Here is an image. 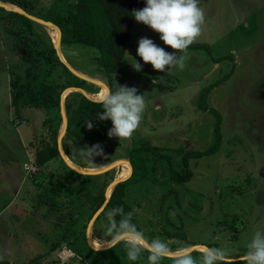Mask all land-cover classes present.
Masks as SVG:
<instances>
[{"label":"rangeland","instance_id":"rangeland-1","mask_svg":"<svg viewBox=\"0 0 264 264\" xmlns=\"http://www.w3.org/2000/svg\"><path fill=\"white\" fill-rule=\"evenodd\" d=\"M76 1L44 0L40 7L47 14L36 17L61 23L75 9ZM144 6L143 1L135 10ZM200 7L204 22L193 42L207 43L210 54L186 49L180 53L184 67L173 66L166 72L152 69L137 56L138 40L149 38L167 52L179 55V51L164 45L158 33L132 19L131 44L111 83L114 88L135 87L137 94L144 96L145 109L138 127L120 139L107 135L111 123L106 124L101 137L76 136L66 127L60 134L63 156L74 167L100 171L90 174L75 170L60 153L42 166L35 164V151L43 144H52L53 131H57V145L64 119L60 109L59 116L53 118L44 109L30 106L23 108L21 117L13 113L10 84L18 76L21 83L30 78L26 79L27 64L21 59L24 50L8 32L6 14L0 12V258L13 264H57V252L64 249L73 256L63 264H147L146 252L132 262L127 260L122 243L101 249L88 244L86 237L91 226V238L108 245V211L105 206L96 208L95 199L102 195L105 199L122 163L101 170L119 160L126 162L127 151L146 139L156 147L144 152L148 175L127 187L124 195L138 210V228L148 238L169 242L173 249L204 244L225 250L233 257L232 264H244L239 256L244 254L252 232L264 229V0H200ZM34 22L41 44L53 46L48 27ZM59 50L72 69L108 87L95 63L98 54L94 48L60 41ZM228 54L231 59L212 60ZM55 55L58 57L56 51ZM134 61L141 64L140 71L132 67ZM46 67L38 72L39 82H62L57 96L67 123L65 108H76L82 95L72 88L95 91L99 85L79 76L86 82L74 85L66 78H57L58 66L50 73ZM227 72L228 78L213 87L206 98L208 107L220 114L219 148L209 155L190 157L188 166L183 167L180 158L185 150H204L212 139L215 116L197 108L198 92ZM93 145L102 151L88 157V148ZM186 170L191 172L189 179L171 178L174 172L184 174ZM11 206L25 214L11 213ZM65 251L64 256L68 255ZM199 254L200 249L194 248L197 264Z\"/></svg>","mask_w":264,"mask_h":264},{"label":"trees","instance_id":"trees-1","mask_svg":"<svg viewBox=\"0 0 264 264\" xmlns=\"http://www.w3.org/2000/svg\"><path fill=\"white\" fill-rule=\"evenodd\" d=\"M13 4L29 14L35 16H43L47 14V10L40 7L44 0H0ZM144 0H77L76 7L67 13L66 18L61 23L54 21L62 31L61 42L63 44H76L81 46L92 47L97 51L95 63L102 74V78L107 83L108 88H113L111 80L114 73L124 59L125 52L130 46L129 29L133 16L131 13L138 4ZM0 12H4L6 19V28L12 33L18 44L22 46L24 52L21 59L27 64L25 67L26 79L29 81L20 82V77L15 78L11 82L13 91L10 92V105L16 117H21L22 110L26 106L44 109L49 117L59 116L58 92L62 87V82L41 81L39 82V71L42 66L46 65V72L50 73L58 66L57 78H66L67 81L74 85L82 86L83 79L73 75L66 68L64 63L55 55V49L52 45L41 44L40 36L36 30V23L23 14L14 10H4L0 7ZM187 49H201L206 53L211 52L210 46L205 42H192ZM231 59V54L225 57H212L217 62L221 59ZM42 66L36 70V67ZM48 68V70H47ZM229 73H224L211 83L202 87L197 96L196 106L199 110L209 111L215 116L212 139L210 144L204 150H185L181 154V163L183 167L188 166L190 157H200L209 155L218 150L221 143L220 133V114L213 108H209L206 98L209 91L225 81ZM87 91V90H86ZM91 91V90H89ZM94 92V91H91ZM91 99L96 100L97 97L87 95ZM67 114V132L76 136L101 137L105 133L106 124L111 123L109 120H99L98 114L103 112L100 105L81 95L78 105L74 109L68 106L65 108ZM91 122L92 127L88 128L87 123ZM78 124L77 129L74 125ZM56 128H54L55 130ZM75 130V131H74ZM57 131L52 132V144H43L34 153V162L37 166H42L47 161L59 155L56 145ZM156 147L148 144L146 139L140 140V145L132 146L127 151V160L131 165V173L129 176L117 182L105 204V209L109 211L115 206H121L125 212L133 208L124 199L127 187L134 183L142 182L148 175V169L144 159L145 151H153ZM191 172L186 170L184 174L174 172L172 179L174 181H183L189 179ZM123 178V177H122ZM63 183V182H62ZM60 183V184H62ZM60 187H55V192L59 193ZM104 201V196L95 199L96 208ZM135 213L133 221L135 222ZM118 220L119 217H116ZM73 256V255H72ZM71 256V257H72ZM0 264H13L5 259H0Z\"/></svg>","mask_w":264,"mask_h":264},{"label":"clouds","instance_id":"clouds-1","mask_svg":"<svg viewBox=\"0 0 264 264\" xmlns=\"http://www.w3.org/2000/svg\"><path fill=\"white\" fill-rule=\"evenodd\" d=\"M144 5L142 9L133 10L131 13L135 21L158 33L163 44L178 50L179 55L165 51L149 38L141 37L137 42V56L143 62L149 63L154 70L166 72L173 66L182 69L184 58L180 53L201 34L204 13L200 0H144ZM132 67L136 71L141 70V64L135 61ZM95 103L103 109L97 118L111 122L112 126L107 135L118 139L132 134L138 127L145 109L144 96L137 94L135 87L127 86H115L114 89L105 87ZM87 127L91 128L92 123L88 122ZM101 151L99 145H93L88 148L87 155H99ZM137 211L132 209L125 212L121 206H115L106 214L109 221L107 237H110L107 243L109 246L122 243L128 261L135 262L142 252H146L147 264H161L163 260L170 261V264H197L193 251L198 247L199 264H232L233 257L218 247L185 244L173 249L167 241L146 237L144 230L138 228L133 221ZM239 259L244 264H264V229L256 228L252 232L245 252Z\"/></svg>","mask_w":264,"mask_h":264},{"label":"water","instance_id":"water-1","mask_svg":"<svg viewBox=\"0 0 264 264\" xmlns=\"http://www.w3.org/2000/svg\"><path fill=\"white\" fill-rule=\"evenodd\" d=\"M14 6H15V5H14ZM0 7L6 8V9H8V10H14V11H17V12H19V13L25 15V16L28 17L29 19H31V20H33V21H36V22H38V23H41V24H43V25H46V26H53V27H55V28L57 29L58 35H57L55 41L53 42V46H54V48L56 49L55 51H56V53H57L58 58L60 59V61H62V62L64 63V65H65V66H66V67H67V68H68L73 74H75L76 76H79V77H81V78H83V79H87L88 81L93 82V83H95V84H97V85H99V86H100V85H103L104 87H106L102 82H100V81H98V80H96V79H92V78H89V77H87V76L81 75L79 72H77V71H75L74 69H72V68L70 67V65L67 64V63L62 59V57H61V55H60V52H59V44H60V41H61V35H62V32H61L60 28H59L57 25H55V24L52 23V22L45 21V20H42V19H40V18H38V17H36V16H33V15L27 13L26 11L22 10L21 8H18L17 6H16V8H15V7H13V8H7V7H5V5H4L3 3H0ZM72 89L78 90L79 92L82 93L83 96L87 97L88 99H90V100H92V101H96V100L91 99L90 97H88L87 94L85 93V91H84L83 89H78L77 87H73ZM59 107H60V111H61V114H62V117H63L64 120H63V124H62V126H61V131H60V133H59V135H58V139H57V149H58V152L60 153L61 157H62L66 162H68V160H67V159L63 156V154H62L61 145H60V134L65 130V127H66V120H65V118H64V116H63V115H65V114H64V108H63V104H62L61 100H60V105H59ZM122 162H123L122 160H119V161L113 162V163L109 164L107 167H105L104 169H102L101 171L107 170V169H109V168H111V167H114L115 165H117V164H119V163H122ZM126 163H128V165H129V174H130V173H131V165H130V163H129L128 160L126 161ZM68 164H70V166L72 165V164L69 163V162H68ZM72 166H73V165H72ZM73 168H74L75 170H78V171L82 172V173H88V174H90V173H97V172H100V171H97V172H88V171H85V170L79 169V168L74 167V166H73ZM129 174H128L126 177H128ZM126 177H123V178H120V179H113V180H112V182L110 183V185H109L108 188L106 189V192H105V199H104L103 203L101 204V206L99 207V210H101V209L105 206L107 200L109 199V196H110V194H111V191H112L114 185H115L117 182H119V181L125 179ZM107 190H108V191H107ZM109 190H110V191H109ZM10 212L13 213V214H16V215H18V216H21V215H24V214H25V211H24V210H22V209H20L19 207H16V206H11V208H10ZM86 237H87V235H86ZM87 241H88V244H90V243H89V239H88V237H87ZM91 246H92V245H91ZM92 247H93V246H92ZM108 247H109V245H106V246H104V247H101V249H105V248H108Z\"/></svg>","mask_w":264,"mask_h":264},{"label":"bare ground","instance_id":"bare-ground-1","mask_svg":"<svg viewBox=\"0 0 264 264\" xmlns=\"http://www.w3.org/2000/svg\"><path fill=\"white\" fill-rule=\"evenodd\" d=\"M0 3H3L4 5H5V7H7V8H13V7H15L16 8V6H14L13 4H10V3H8V2H2V1H0ZM48 27V29H49V34L51 35V38H52V40H53V42L55 41V39H56V37H57V35H58V32H57V29L55 28V27H53V26H47ZM59 52H60V50H59ZM60 55H61V57H62V59L65 61V59L63 58V56H62V54H61V52H60ZM66 62V61H65ZM67 63V62H66ZM68 64V63H67ZM81 75H84V76H86L83 72H80V71H78ZM105 87L103 86V85H100L99 86V88H98V90H95L94 92H91V91H86L85 90V93L87 94V95H89V96H92V97H98L99 96V94H100V92L104 89ZM68 159V158H67ZM70 160V159H69ZM69 163H72L71 161H69ZM72 165H74V164H72ZM122 166H121V168H120V172L117 174V176H116V178L115 179H120V178H122V177H124L128 172H129V165H128V163H126V162H122V164H121ZM82 169V168H81ZM86 169V168H85ZM108 191V190H107ZM110 191V190H109ZM90 225V224H89ZM92 234H93V232H92ZM87 237H88V239H89V243L91 244V245H93V246H95V247H104V245H106V244H99V243H97V242H95L92 238H91V226H90V228H88V230H87ZM106 243H107V241H106ZM67 254H68V256L70 255V253H69V251L67 250V251H65Z\"/></svg>","mask_w":264,"mask_h":264},{"label":"crops","instance_id":"crops-1","mask_svg":"<svg viewBox=\"0 0 264 264\" xmlns=\"http://www.w3.org/2000/svg\"><path fill=\"white\" fill-rule=\"evenodd\" d=\"M62 251H63L62 253L64 254V251H65V250L63 249ZM71 254H72V253H71ZM60 255H61V253H60V251H58V252H57V257H56V258L58 259V261H57L58 263H57V264H63L64 261H67V260H64V261L62 262L61 260H59V259H60ZM66 256H68V255H66ZM69 256H70V255H69ZM71 256H72V255H71ZM70 258H71V257H69L68 260H69ZM0 259H1V258H0ZM5 260H6V259H5ZM9 263H11V262H9Z\"/></svg>","mask_w":264,"mask_h":264},{"label":"built area","instance_id":"built-area-1","mask_svg":"<svg viewBox=\"0 0 264 264\" xmlns=\"http://www.w3.org/2000/svg\"><path fill=\"white\" fill-rule=\"evenodd\" d=\"M62 252H63V251H60V253H61V255H60V260H61V261L68 260V258L71 257V255H72V254H71L70 256H66V255L64 256V254H63Z\"/></svg>","mask_w":264,"mask_h":264}]
</instances>
